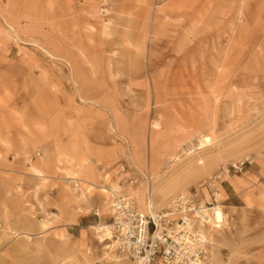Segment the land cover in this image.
Listing matches in <instances>:
<instances>
[{
  "label": "rangeland",
  "instance_id": "1",
  "mask_svg": "<svg viewBox=\"0 0 264 264\" xmlns=\"http://www.w3.org/2000/svg\"><path fill=\"white\" fill-rule=\"evenodd\" d=\"M32 8L35 37H0V264H134L101 240L103 186L163 209L244 159L208 264H264V0Z\"/></svg>",
  "mask_w": 264,
  "mask_h": 264
},
{
  "label": "built area",
  "instance_id": "2",
  "mask_svg": "<svg viewBox=\"0 0 264 264\" xmlns=\"http://www.w3.org/2000/svg\"><path fill=\"white\" fill-rule=\"evenodd\" d=\"M246 162L222 166L200 188L175 194L163 209H156L153 203V212L141 211L122 189L110 190L109 221L99 222L97 227L107 230V240L134 264H208L207 234L202 227L209 224L219 204L221 183L241 172Z\"/></svg>",
  "mask_w": 264,
  "mask_h": 264
},
{
  "label": "crops",
  "instance_id": "3",
  "mask_svg": "<svg viewBox=\"0 0 264 264\" xmlns=\"http://www.w3.org/2000/svg\"><path fill=\"white\" fill-rule=\"evenodd\" d=\"M34 0H0V37L7 36L8 32L18 37L23 35L35 37L36 33H23L26 30H36L39 27L38 9L33 12ZM207 237L209 236L206 232Z\"/></svg>",
  "mask_w": 264,
  "mask_h": 264
},
{
  "label": "bare ground",
  "instance_id": "4",
  "mask_svg": "<svg viewBox=\"0 0 264 264\" xmlns=\"http://www.w3.org/2000/svg\"><path fill=\"white\" fill-rule=\"evenodd\" d=\"M203 141H209V138H205V140H203ZM200 163H202L203 162V160H200L199 161ZM39 175V174H38ZM91 186V185H90ZM119 188H120V186L119 185H117L116 183H112L111 184V186H110V188L108 189L107 187L106 188H104V186H103V188L101 189V191H102V193L104 192V193H109L110 192V190L112 191V190H119ZM105 196H107V195H105ZM102 200V199H101ZM103 202V201H102ZM101 202V203H102ZM105 203V202H104ZM153 203H152V201L149 199L148 200V202H147V209H149L151 212H153L152 211V207H151V205H152ZM105 206H106V204H104ZM142 211V210H141ZM147 211V210H146ZM144 212V211H143ZM226 214L223 212V210H222V208H221V206H217L215 209H214V212H213V215L210 217V219H209V224H210V221H212L211 223H213V225L215 226V227H218V226H220V223L222 222L223 223V220H224V216H225ZM97 229L99 230V228L97 227ZM99 232L100 233H103V234H101L102 236H100V237H102L101 238V240H104V239H108L109 237H110V235H109V232L107 231V230H102V231H100L99 230ZM100 235V234H99ZM100 240V239H99ZM111 245H112V243H111ZM111 245H109V247L111 246ZM113 247V246H112ZM113 249H114V247H113ZM120 256H118V257H116V261L118 260V258H119ZM112 258V257H111ZM121 258V257H120ZM119 258V259H120ZM115 261V262H116Z\"/></svg>",
  "mask_w": 264,
  "mask_h": 264
}]
</instances>
